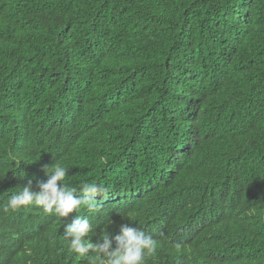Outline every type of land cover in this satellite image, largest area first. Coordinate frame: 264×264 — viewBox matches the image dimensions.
I'll use <instances>...</instances> for the list:
<instances>
[{
	"label": "trees",
	"instance_id": "trees-1",
	"mask_svg": "<svg viewBox=\"0 0 264 264\" xmlns=\"http://www.w3.org/2000/svg\"><path fill=\"white\" fill-rule=\"evenodd\" d=\"M56 162L108 189L93 242L130 224L146 264H264V0H0V264H87L76 213L4 211Z\"/></svg>",
	"mask_w": 264,
	"mask_h": 264
},
{
	"label": "clouds",
	"instance_id": "clouds-1",
	"mask_svg": "<svg viewBox=\"0 0 264 264\" xmlns=\"http://www.w3.org/2000/svg\"><path fill=\"white\" fill-rule=\"evenodd\" d=\"M44 171L47 179L38 185L39 191L32 190L31 182L26 183L29 185L25 187L23 183L14 185L17 189L10 192L5 212L17 213L33 208L41 213L43 210L44 215L62 218V222L70 214L76 213L72 222L66 224L64 237L68 241L69 252L75 254L77 259L87 261V264H146L148 258L155 256L157 242L141 228L130 224H122L119 234L116 233L114 237L106 232L93 242L97 234L90 220L79 213L84 208L89 211L97 209L99 202L96 197H106L108 189L103 183L96 182H84L79 189L71 186L68 183L71 178L68 176L69 168L59 162L45 166ZM10 186L11 179L4 188ZM77 193H82V196ZM1 246L0 252L3 250Z\"/></svg>",
	"mask_w": 264,
	"mask_h": 264
}]
</instances>
